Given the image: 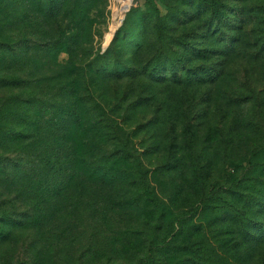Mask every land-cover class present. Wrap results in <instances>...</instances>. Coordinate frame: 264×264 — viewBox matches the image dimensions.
<instances>
[{
    "label": "rangeland",
    "instance_id": "1",
    "mask_svg": "<svg viewBox=\"0 0 264 264\" xmlns=\"http://www.w3.org/2000/svg\"><path fill=\"white\" fill-rule=\"evenodd\" d=\"M51 1L0 0V264H264V239L257 234L248 242L236 239L235 222L215 214L228 200L238 208L251 207L249 200L264 192V50L259 47L264 41V0H219L217 7L226 16L221 31L201 28L200 20L207 15L202 17L200 0ZM148 2L160 17L168 13L166 3L175 6L169 33L185 38L176 51L192 58L189 68L201 72L209 67L215 73L213 79L204 77L201 85L175 95L160 85L150 105L163 108L157 115L160 128L149 126L157 119L151 115L154 108L151 113L150 108L140 113L142 106L118 115L123 123L118 137L128 142L143 167L152 169L149 183L164 208H104L107 201L94 192L90 199L100 200L89 201L94 208H40L38 152L27 151L24 140L26 95L21 84L26 70L54 69L51 57L61 46L54 41L61 38L62 45L69 44L71 22L84 16L91 22L83 34L87 39L91 33L92 56L107 51L119 30L129 34L118 42L122 50L133 54L135 62L146 60L157 48ZM45 3L53 10L45 11ZM236 8L244 12L245 27L231 31L230 22L241 26L231 16ZM41 18L50 25L43 28ZM55 20L58 27L51 24ZM10 78H16L14 86L8 85ZM103 91L112 96L110 86ZM141 95L142 100L148 97ZM169 100L180 109L179 145L169 149L168 143L158 153L167 141V118L174 114L163 115ZM109 143H90L88 152L107 154L114 148ZM237 181L234 193L202 201L210 188ZM197 207L193 223L204 228L190 223L181 233H169L177 211ZM158 209L165 212L161 222L155 215Z\"/></svg>",
    "mask_w": 264,
    "mask_h": 264
},
{
    "label": "trees",
    "instance_id": "2",
    "mask_svg": "<svg viewBox=\"0 0 264 264\" xmlns=\"http://www.w3.org/2000/svg\"><path fill=\"white\" fill-rule=\"evenodd\" d=\"M240 1L246 0H236L237 3ZM50 3L53 4V0ZM218 3L219 0H200L204 10L202 17L207 15L200 20L201 28L209 30L213 27L217 31L224 29L226 16L217 7ZM148 6L154 15L150 24L157 48L146 60L135 62L133 54L122 50L118 42L123 39L126 41L129 34L119 30L114 34L107 51L92 56L91 33L87 39L83 34L84 28L90 30L91 22L84 16L74 18L71 22L69 44L62 45L61 38L54 41L61 45L51 57L54 69H48L49 72L45 67L26 70V78L21 84L26 95L23 100L24 140L27 151L34 149L38 152L43 180L40 208H94L96 205L89 204L93 200L90 199L92 192L99 199L107 201L104 208L123 205L129 208H164L149 183L152 169L143 167L141 159L132 153L128 142L118 137V131L123 129L118 115L121 111L132 112L142 106L140 113L148 108L151 113L154 108L151 115H156L157 119L151 120L149 126L160 128L163 123L157 115L163 108L156 103L150 106L154 96L157 97L159 93L157 89L160 85L168 86L170 95H175L177 91H185L188 86L201 85L205 81L204 77L213 79L215 73L209 67L201 72L196 67L189 68L192 58L178 54L175 45H184L185 38L171 36L169 33L171 12L175 6L166 3L168 13L162 17L153 3L148 2ZM43 9L52 11L53 7L45 3ZM233 12L231 16H237L241 26L236 28L230 22L231 31L243 29L244 12L237 8ZM38 22L43 28L50 25L45 18ZM155 22L161 25L158 27ZM51 24L58 27L57 20ZM44 32L47 37V31ZM86 45L87 48L84 47ZM259 47L264 50L263 40ZM115 48L118 50L115 51ZM233 50L235 53L236 47ZM163 51L169 54L162 55ZM63 54L66 56L61 58ZM41 57L46 58L47 54ZM123 57L127 60L120 61ZM32 71L38 76H31ZM16 83V78L8 81L10 86ZM106 86H110L111 97L104 94L103 87ZM142 91L148 95L143 100ZM172 102L169 100L163 111V115L170 111L174 114L167 118V141L163 147L158 148V153L165 152L168 143L169 149L179 145L178 131L181 125L177 122L176 114L180 109ZM221 134L219 132L218 136L221 137ZM100 142H110L114 145L113 150L106 154L105 150L96 153L94 149V153L90 154L88 145ZM238 185L239 181L229 186H214L207 191L202 201L218 194L225 197L230 192L234 193ZM97 201L100 200H93L95 203ZM249 204L251 207L238 208L228 200L225 205L215 208V214L224 215L225 219L235 222L236 239L242 238L245 242L256 234L264 239V223L257 222L258 219L264 222V192L253 196ZM197 210L198 207L177 211L169 221V233H181L182 227L190 223L194 226L193 219ZM155 215L157 221L161 222L165 212L158 209ZM195 227L202 229L205 225L199 223Z\"/></svg>",
    "mask_w": 264,
    "mask_h": 264
}]
</instances>
